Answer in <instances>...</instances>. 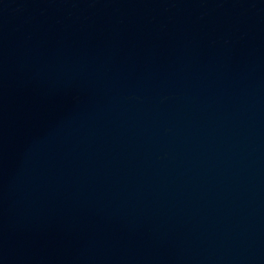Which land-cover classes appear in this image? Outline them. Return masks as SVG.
I'll list each match as a JSON object with an SVG mask.
<instances>
[{"label": "water", "instance_id": "95a60500", "mask_svg": "<svg viewBox=\"0 0 264 264\" xmlns=\"http://www.w3.org/2000/svg\"><path fill=\"white\" fill-rule=\"evenodd\" d=\"M0 264H264V0H0Z\"/></svg>", "mask_w": 264, "mask_h": 264}]
</instances>
